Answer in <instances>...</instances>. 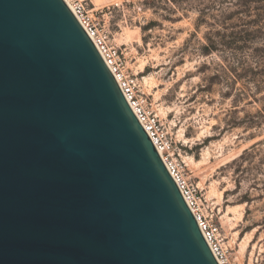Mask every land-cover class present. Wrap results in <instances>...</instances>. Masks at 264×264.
I'll return each instance as SVG.
<instances>
[{"label":"water","instance_id":"water-1","mask_svg":"<svg viewBox=\"0 0 264 264\" xmlns=\"http://www.w3.org/2000/svg\"><path fill=\"white\" fill-rule=\"evenodd\" d=\"M0 264H220L65 0H0Z\"/></svg>","mask_w":264,"mask_h":264},{"label":"rangeland","instance_id":"rangeland-1","mask_svg":"<svg viewBox=\"0 0 264 264\" xmlns=\"http://www.w3.org/2000/svg\"><path fill=\"white\" fill-rule=\"evenodd\" d=\"M82 1L162 122L225 263L264 264V0Z\"/></svg>","mask_w":264,"mask_h":264},{"label":"built area","instance_id":"built-area-1","mask_svg":"<svg viewBox=\"0 0 264 264\" xmlns=\"http://www.w3.org/2000/svg\"><path fill=\"white\" fill-rule=\"evenodd\" d=\"M65 1L90 38L93 40L105 62L112 71L135 115L162 156L165 165L172 174L187 204L196 217L204 237L207 240L212 252L216 256L218 262L220 264H226L225 254L218 240V228L210 224L204 214L201 212L196 199V190L191 188L184 174L182 173L181 167L179 164L175 163L174 159L172 158V145L164 136V126L162 122L157 118V116L147 112L146 109L141 105L140 101L135 98L134 90L130 82L125 78L121 66L119 65L118 50L110 43L109 35L106 32L100 33L98 28L99 23H95L93 16L86 8L85 3L82 0Z\"/></svg>","mask_w":264,"mask_h":264},{"label":"trees","instance_id":"trees-1","mask_svg":"<svg viewBox=\"0 0 264 264\" xmlns=\"http://www.w3.org/2000/svg\"><path fill=\"white\" fill-rule=\"evenodd\" d=\"M246 0H237L236 1V5H239L240 7H243L242 10L244 9H247L246 8ZM258 145H255L251 148V150H255L257 148ZM251 150H247L244 152V154L238 159L235 161V163H242L243 161H245L250 155H251Z\"/></svg>","mask_w":264,"mask_h":264}]
</instances>
